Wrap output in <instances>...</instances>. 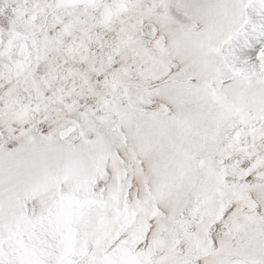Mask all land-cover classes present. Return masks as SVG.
<instances>
[{"label":"snow or ice","instance_id":"1","mask_svg":"<svg viewBox=\"0 0 264 264\" xmlns=\"http://www.w3.org/2000/svg\"><path fill=\"white\" fill-rule=\"evenodd\" d=\"M0 264H264V0H0Z\"/></svg>","mask_w":264,"mask_h":264}]
</instances>
